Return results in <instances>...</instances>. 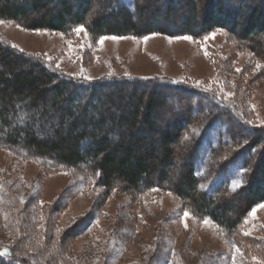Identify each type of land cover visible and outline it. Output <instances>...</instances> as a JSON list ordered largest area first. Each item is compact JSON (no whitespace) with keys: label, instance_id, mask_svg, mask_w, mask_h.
<instances>
[{"label":"trees","instance_id":"trees-1","mask_svg":"<svg viewBox=\"0 0 264 264\" xmlns=\"http://www.w3.org/2000/svg\"><path fill=\"white\" fill-rule=\"evenodd\" d=\"M133 1L131 8L124 0H0V19L55 31L85 26L98 36H201L229 28L264 61V9L255 0L233 10L225 0H186V16H178L181 0H166L147 21L149 4ZM172 101L179 114L169 119ZM217 122L224 133L206 151ZM0 144L77 167L107 188L119 182L144 194L169 187L230 231L264 201V126H253L220 93L165 77L71 78L1 39ZM235 164L244 172L237 188L228 179ZM217 177L213 190L202 189ZM0 264L36 263L0 245Z\"/></svg>","mask_w":264,"mask_h":264},{"label":"rangeland","instance_id":"rangeland-1","mask_svg":"<svg viewBox=\"0 0 264 264\" xmlns=\"http://www.w3.org/2000/svg\"><path fill=\"white\" fill-rule=\"evenodd\" d=\"M124 1L133 7V0ZM165 1L142 0L149 4L145 20ZM241 2L225 0L226 9H238ZM255 2L264 9V0ZM190 8L181 0L178 16ZM0 39L71 78L165 77L220 93L253 126H264V61L229 28L201 36H98L85 26L55 31L0 19ZM169 105L171 119L179 113L175 101ZM209 132L206 151L223 135V125L217 122ZM21 151L0 144V245L24 259L36 264H264V201L230 231L169 187L144 194L119 182L107 188L77 167ZM197 171L202 175L204 165ZM243 173L240 164L233 166L228 174L233 188L241 185ZM221 178L202 189L213 190Z\"/></svg>","mask_w":264,"mask_h":264}]
</instances>
